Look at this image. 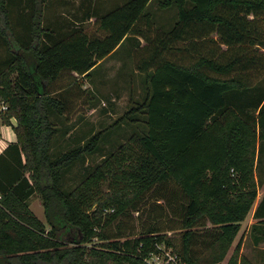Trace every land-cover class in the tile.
<instances>
[{"label": "trees", "instance_id": "trees-1", "mask_svg": "<svg viewBox=\"0 0 264 264\" xmlns=\"http://www.w3.org/2000/svg\"><path fill=\"white\" fill-rule=\"evenodd\" d=\"M43 1L0 0V101L8 105L1 113L5 123L18 120V140L0 153V264H148L162 244L186 264L208 253L221 260L258 197L264 0H160L164 8L178 7L170 27L145 11L151 0H82L79 22L93 18L92 31L78 22L44 25ZM131 36L144 40L132 55L146 93L115 124L128 118L144 128L65 190V174L99 149L105 131L56 151L53 116H69L74 103L55 86L66 73L90 76ZM167 182L185 197L180 225L123 241L106 234ZM36 193L49 228L31 208ZM256 216L254 230L264 234V199ZM176 228L179 247L169 235ZM95 237L104 243L89 246ZM236 253L229 264H252L239 263Z\"/></svg>", "mask_w": 264, "mask_h": 264}, {"label": "rangeland", "instance_id": "rangeland-1", "mask_svg": "<svg viewBox=\"0 0 264 264\" xmlns=\"http://www.w3.org/2000/svg\"><path fill=\"white\" fill-rule=\"evenodd\" d=\"M160 0H151L145 11L152 13L157 25L170 27L179 19L178 7L173 4L170 7H162ZM82 0H45L44 25H54L64 29L70 23H77L88 30H93L94 19L80 23V17L84 9ZM143 38L131 36L125 44L112 56L108 57L99 67L95 68L90 77L76 79L66 73L57 82L55 88H61L62 92L73 101V110L69 116L55 115L60 132L55 145L56 151L69 149L79 143H84L92 135L103 130L99 149L90 154L85 161H78L64 177L63 188L74 189L81 183L98 165L102 164L112 152L119 151L123 143L130 141L133 134L144 128V121L131 122L125 119L123 125L115 124L134 105L135 100L142 101L145 96L144 75L137 72L132 53L134 48ZM0 48H4L0 40ZM60 90V91H61ZM59 91V90H58ZM2 105L0 104V112ZM70 117V118H67ZM73 131L69 136L70 130ZM68 131V132H67ZM259 159L255 167V179L258 185V197L246 219L242 221V227L237 234L232 246L221 260L214 262L211 254L199 264H229L231 256L238 252L239 263L246 258L252 264H264V234L257 233L254 225L261 218L256 216V211L264 199V142L260 143ZM161 197V198H159ZM164 197V198H162ZM185 200L184 195L178 191L174 184L167 182L155 186L152 192L142 202L140 211L132 210L122 213L107 228L106 234L123 241L131 233H142L155 227H177L180 225L182 216L181 203ZM115 207V206H114ZM33 212L47 222L45 208L40 194L36 193L31 199ZM114 212H105L109 214ZM258 219V220H257ZM264 230V224H263ZM174 244H181V231L176 228L169 231ZM105 240L95 237L89 246H101ZM174 254V252H172ZM147 258V257H146ZM148 264L156 263L155 257H150ZM160 264H175L174 259L167 253H163ZM158 264V263H157ZM183 264H186L183 261Z\"/></svg>", "mask_w": 264, "mask_h": 264}, {"label": "crops", "instance_id": "crops-1", "mask_svg": "<svg viewBox=\"0 0 264 264\" xmlns=\"http://www.w3.org/2000/svg\"><path fill=\"white\" fill-rule=\"evenodd\" d=\"M43 23H44V21H43ZM119 49H120V47L117 48L116 50H114L112 53H110L104 59L100 60L99 63L93 68V70L95 68L99 67L108 57L112 56ZM83 77L89 78L90 76H84V75H82L81 78H83ZM0 104H1V101H0ZM17 124H18V120H17L16 117H13L11 119V123H5L3 121V119H2V113L0 112V153L3 152L10 145V143L16 142L18 140L17 132L15 130V127H16ZM72 131H73V129L70 130L69 133L66 134V135L69 136V134H71Z\"/></svg>", "mask_w": 264, "mask_h": 264}, {"label": "built area", "instance_id": "built-area-1", "mask_svg": "<svg viewBox=\"0 0 264 264\" xmlns=\"http://www.w3.org/2000/svg\"><path fill=\"white\" fill-rule=\"evenodd\" d=\"M1 105H2V109L1 110H6V109H8V105H7V103L6 102H4V101H1ZM1 196V195H0ZM114 208H111V209H107L108 211H110V210H113ZM159 248H160V251L159 252H152V253H150L149 254V256H147V260L150 262V257H155V259H156V263H152V264H160L161 262H160V260H161V257H162V254L163 253H167L170 257H171V259H174V262H175V264H183V260L181 259V257L178 255V253H176L175 251H174V249L172 248V247H168V246H166L165 244H162V245H160L159 246ZM172 252H174V254L172 253ZM151 263V262H150Z\"/></svg>", "mask_w": 264, "mask_h": 264}]
</instances>
